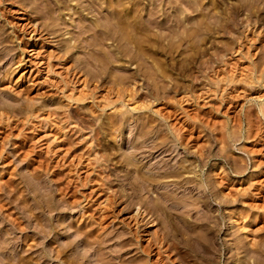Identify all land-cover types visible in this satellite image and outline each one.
<instances>
[{"label":"rangeland","instance_id":"1","mask_svg":"<svg viewBox=\"0 0 264 264\" xmlns=\"http://www.w3.org/2000/svg\"><path fill=\"white\" fill-rule=\"evenodd\" d=\"M41 1L38 0L37 4L40 5ZM107 1L99 0L95 2L98 3L97 5L93 2V6L89 5L88 7L85 6V0H74L73 2L68 0L64 2L63 0L61 2L60 7L61 5L62 7L59 8L60 15L63 16L62 21L70 18L71 14H68L67 6L71 3L76 10L73 11V16L71 15L75 21H73V26L77 24L86 26L88 24L87 27L90 29L94 26L92 31L89 30L86 33L81 32L83 29L79 25L72 27V43L76 47H74L70 57L72 59L68 58L67 60L64 59L66 56L58 52L62 49L60 46L64 44V39L70 36L65 33L66 29H64L65 31L61 30V35L57 33L54 36L56 38L51 39L46 35L45 30L33 31L31 23L27 24L29 20L22 18L25 14L21 11L19 3L17 4L14 0L0 3V37L3 38V43L0 44L3 57L0 59V203L8 202L7 207H11L3 213L2 209L0 210V236L2 237V229L10 228L9 230H12L8 240L11 241L8 254L13 255L14 258L22 255L21 257H26L27 260L34 262L33 264L36 263L37 258L40 257L41 259L42 256L46 255L52 260L43 264H62V261L53 256V248L59 245L57 243L74 241V239L79 241L84 236L82 232L84 227L86 230L94 226L93 229L99 228L97 233H105L103 236H107L110 240L105 242L106 244L104 243L102 247L103 252H108L107 255L110 254L109 252L111 254L118 253L124 256L122 258L132 260H135L137 255H146L141 252L137 246L139 242L135 239L138 235L135 234L136 230H134L136 225L133 215L134 211L136 212L135 205L129 206L128 200H124L125 202L123 200L115 201V194L110 191L112 188L107 190V183H102L100 174L94 171L98 157L97 151L101 150L106 153L107 159H100V162H107V170L110 171L109 174L112 175L111 178L117 189L122 188L120 180L125 175H130V173L131 176L135 175L133 174L135 173L133 166L123 163L127 154L134 152L137 156L134 155L132 160L140 161L142 165L145 164L143 170L146 172H151L150 166L156 161L158 163V160L161 159L167 162L169 166H175L179 163L185 164L187 169L183 171L182 177L191 178L194 180L192 184L198 183L200 187L202 186L201 188L206 187L208 194L198 196L197 194L185 193L183 195L184 193L179 192L176 196L178 195L177 197L181 198L182 202L194 204L196 208H201L199 206L201 204L211 203L213 208L211 214L220 226L214 237L215 245L218 248L214 264H241L238 263L239 258L245 259L248 264H264V114L259 110V107L264 104V2H261L260 5L261 23L257 22V13L254 15V12L252 14L249 10L241 9L236 14L239 22L232 31L213 33L210 40L214 39L220 45L230 43V40L236 39L241 34L246 37L245 45L242 50H216L217 53L215 52L216 54L213 55V62H216H212L215 64V67L212 66L215 73H211L210 78L214 83L206 82V85H200L192 92L186 86L188 84H186V76L182 70L187 64L189 56H192L193 53L191 50L182 49L184 46L179 48L182 51L173 50V52L170 50L171 52H169V50H162L161 47L156 46L154 48L156 43L153 40V43H150L153 46H150L151 40L146 39L148 45L145 42L141 48H145L143 49L145 50L144 53L148 52V56L143 54V57H146V64H144L146 66L144 67L140 60L141 56H138L141 53H139V45L137 46L134 41H131V43L133 42L132 45L130 42L127 45L130 48L123 47L117 38L115 39V36L113 38L105 36L106 39L105 37L103 39L99 35L102 44L89 45L91 47L86 44L95 42L96 35L93 29L95 25L97 26L96 23L99 27V24L101 25L106 21L110 15V7L116 0H112L114 2L109 6H107L109 3ZM122 1H125L124 3L133 1L131 3H134L136 0H120L119 2L122 3ZM167 1L163 0L160 6L164 4L161 7L167 12L169 10L170 13L172 9L165 5ZM137 2L140 3L137 5L138 9L140 10L142 7L144 9L139 11L141 16L138 9L135 10V14L139 15L138 17H143L142 19L137 17V19L145 21L148 18L147 11L149 10L148 5L146 6L147 0H137ZM183 2L181 1L179 6L186 10V2ZM205 2L204 10H207V13L212 11L211 15H213L216 8L213 10L210 0H205ZM62 8L64 9L62 10ZM81 8L86 9L83 11ZM27 9L30 10L29 12L33 11L29 6ZM177 9L174 10L177 11ZM127 11L128 9H123L119 15H122L123 12V15H126ZM3 15L4 17H1ZM39 16L40 19L44 17L41 14ZM162 17L164 15L160 16L158 20L161 21ZM215 18L218 16L216 15ZM41 20L44 22L45 17ZM248 23L253 26L252 31L250 29L246 31ZM57 27H61V24ZM130 28L129 30L132 29ZM152 29L157 28L152 26ZM62 34H66V37H63L65 35ZM41 35L44 37L43 39L40 37ZM57 36L60 42H57ZM233 42L235 47L236 43ZM84 44H86L85 47L82 46ZM58 45L59 47H57ZM95 47H99L100 50H93ZM54 49H56L54 52L58 56L63 55L61 59L56 57V59H53L54 57L50 59L48 54ZM116 53L117 55L114 56ZM46 57L49 59L47 60ZM85 58L89 59L85 60ZM50 62L51 64H49ZM152 64H155L158 69ZM137 65L141 67L139 68ZM190 66H195V62H191ZM148 67L151 68L150 71L152 70L150 73H155L157 76L161 75V71H163L164 76L156 77L148 74L149 77L142 79L143 74L141 72L146 70V76L148 73L146 68ZM165 72L167 73L165 74ZM120 74L121 76H134L135 74L137 78L142 79L140 80L144 87V92L140 91L142 96L136 95V100H133V96L128 95L129 91H126L127 88L131 87L128 86L130 83L125 84L127 79L125 82H120L118 79ZM217 81L218 84H216ZM151 84L153 85L151 86ZM137 105H148V107L133 110L132 107ZM162 114L163 117H161ZM82 116L98 121V125L103 126V128L111 117L110 119L115 120L116 123L115 128L112 129L114 130L111 133L113 135L107 134L108 131L103 129L100 134V147L97 148L92 138V132L86 126L87 124L82 121ZM124 117L127 120H124ZM152 118L154 119L152 120ZM148 119L154 122H150ZM82 122L83 124H81ZM170 128L180 131V136L182 135L183 142L187 146L180 143L182 137L178 139L175 136L176 133H172ZM148 129L151 131L149 132ZM66 132L70 133L69 135L74 141H77L76 144L69 146L68 141L70 140L68 138L70 136L68 134V137L64 136ZM160 134L169 136L166 143L173 150L172 154L160 155L159 152L154 155L148 154L149 147L146 145L151 144L153 139ZM188 169H195L197 172H189ZM17 187L23 193H20ZM24 188L26 189L24 190ZM15 191H18L17 194ZM18 194L21 195L20 197L25 194V198L29 200L28 205L25 204V201L23 203L17 198ZM155 194L157 192L150 190L144 196ZM45 197L46 199H44ZM38 198L40 199L38 200ZM109 198L113 201L109 202ZM179 198L177 199L179 200ZM67 199H70L71 203ZM46 200L49 201L45 203ZM73 200L74 202H72ZM103 202L111 204L108 206V203H104L106 205L104 206ZM113 202L116 203L113 204ZM95 204L96 206H94ZM192 204L191 206H193ZM41 205H44V208H39ZM29 206L30 208H28ZM99 207L104 209L100 211ZM32 211L37 215L39 214L40 218L32 217ZM7 213L13 214L8 216ZM233 213H237L235 219L230 218ZM3 214L7 215L5 219ZM195 215H197L195 212L189 211L177 214L174 218L179 223H185L189 220L192 221L196 217ZM12 219L27 223L26 226L24 225L25 229L20 228V230L18 228L19 230H16ZM39 220L40 222L43 221L44 225L46 224L44 228L50 232H47V236L41 230L38 224ZM47 220L52 221L54 226L57 225V229H54V226ZM89 221L90 224L95 223V221L96 223L88 228L86 225H89ZM155 227L158 225L148 228V233L143 235L141 243L146 245L147 241L145 240L148 237L151 240L152 232L154 233L157 229ZM126 230L129 233L124 237H127V240H132V242L129 241L130 244L121 249L119 244L121 238H118L117 234L121 236V233H125ZM186 237L188 236H177L182 241L181 246L185 244L186 248L192 250L193 247L190 242L185 241ZM255 242H258L259 246ZM81 243L80 241L79 247L75 249L88 251L92 256V258L89 257L91 264H98L97 257L99 258L98 253L100 251L94 252L95 250L91 245L86 246L83 243L81 245ZM154 246L153 249L156 252L157 249ZM118 248L121 250H117ZM38 262L36 264H40Z\"/></svg>","mask_w":264,"mask_h":264},{"label":"bare ground","instance_id":"2","mask_svg":"<svg viewBox=\"0 0 264 264\" xmlns=\"http://www.w3.org/2000/svg\"><path fill=\"white\" fill-rule=\"evenodd\" d=\"M2 1H7V0H2ZM1 1V2H2ZM38 0H14V2H16L17 4L19 3L20 8L22 9L21 11L24 12L25 15L27 16H23V19H27V24L31 23V26L33 27V31L36 32H40L39 30H45V33L48 37H51V39L57 34L61 32V30L66 29L67 36H69V38L64 39V44H60V48L62 47V49H60V53H62L64 56H66L64 59L67 60L68 58H70L72 56L73 53V49L75 46L74 43H72V35L71 34L73 31L72 27L77 26L74 25V20H73V11L74 7L72 6L71 3H69V6H67V11L68 14L70 13V18L68 19L66 17V19L68 20H64L62 21L63 16L60 15V4L63 0H42L40 5L37 4ZM69 2H73L74 0H68ZM86 1V7H88L89 5H92L99 0H85ZM120 0H116L115 3L113 4L114 1H107L109 2L107 4V6H109L110 4L112 5V7H110L111 9L109 10L110 15L108 16V18L106 19L105 22H103L101 25L99 24L98 27V23L97 26L95 25V28L93 29L94 31V35L96 40L95 42H88L86 43L88 46L89 45H100L101 43V39H99V35L103 37H114L115 39L117 38V41L120 43V45L122 44L123 47H129L127 46L128 44L131 43V41H134L137 46L140 48L139 49V55L141 63L143 64L142 66H144V64H146V57H143V54L147 55V53H144L145 49L142 46H144L145 42L148 40L149 45L150 43L155 42L156 45L154 46V48L157 46L158 48L161 47L162 50H169V52H171L170 50H181L179 49L180 47L184 46V48L182 47V49L185 50H191V52L193 53V55L189 56L187 64L184 65L183 68V73L186 76V86L189 87V89L192 90H196L197 88L200 87V85H206L207 83L211 84L210 78H211V73H215L213 67H215L213 63V55L216 54V50H238L243 48V46L245 45V36L243 35H239L237 36L236 39H232V41H234L236 43V46L234 47L232 44V41L230 40V43L224 44V45H220L219 43H217V41L210 40L212 39V35L213 33L216 32H230V30L232 31L233 27L239 22L238 17L236 18V14L237 12H239V10L241 9H246L249 10L250 13L254 15L255 13H257L256 15L258 16V23H261V19H260V5L261 2H264V0H237V1H231V0H210L211 5L213 6V10L216 11L214 12L213 15H211V12L207 13V10L205 11V0H166L167 3L165 5H168L169 9H172V11L169 13L165 11L164 8H162L160 4L162 3L163 0H147V4L146 6L149 7L148 9V18H147V14H146V20L142 21L139 19H142L140 17H138L141 13L139 12L140 10H144L142 8H140V10L138 9L137 5H140V3L137 2V0L134 3H131L133 1H129L127 2L129 5H125L127 3H124L122 1L119 2ZM181 1H185L187 9L183 10V8H181L180 3ZM0 2V3H1ZM43 2V3H42ZM65 2V0H64ZM63 2V4H64ZM94 2V3H93ZM106 2V1H105ZM112 2V3H110ZM39 3V2H38ZM91 3V4H90ZM93 3V4H92ZM131 3V4H130ZM135 3L136 7H135ZM184 3V2H183ZM14 4V3H13ZM81 4V3H80ZM83 4V3H82ZM96 5L98 3H95ZM263 4V3H262ZM18 5V6H19ZM39 5V6H38ZM66 5V4H65ZM94 5V6H96ZM28 6L32 8V12L28 11ZM80 6V5H79ZM99 6H103V5H99ZM106 6V5H105ZM122 6V7H121ZM183 6V5H182ZM17 7V6H16ZM60 7V8H59ZM122 9H121V8ZM165 7V6H164ZM177 7H180L177 9ZM184 7V6H183ZM95 8V7H94ZM166 7V9H168ZM30 9V8H29ZM64 8H62L63 10ZM66 9V7H65ZM82 9V8H81ZM86 9V8H85ZM84 9V10H85ZM106 9V8H105ZM123 11V9H128V11L126 12V15L124 16L123 13L121 14V11ZM136 9H138L139 15H136ZM174 9H177L174 10ZM212 9V8H211ZM83 10V9H82ZM83 10V11H84ZM101 10V9H100ZM176 12H174V11ZM20 11V10H19ZM65 11V10H64ZM78 11V10H77ZM105 11V10H104ZM108 11V9H107ZM209 11V10H208ZM142 12V11H141ZM146 12V13H147ZM34 13V14H33ZM67 13V12H66ZM76 13V12H74ZM100 13V12H99ZM3 14V13H2ZM39 14H41V16L45 17L44 22H42L44 17H42L40 19ZM223 14V16H222ZM225 14V15H224ZM1 15V14H0ZM64 15V14H63ZM66 15V14H65ZM136 15V17H135ZM162 20H158L160 16H163ZM218 16V18H215V16ZM141 16V15H140ZM1 17H4L1 16ZM137 17L139 19H137ZM21 18V19H22ZM65 18V17H64ZM211 18H214L213 20ZM264 20V19H263ZM74 21V22H73ZM249 22V21H248ZM3 23V22H2ZM61 24V27H57L58 25ZM82 24V23H81ZM88 25V24H87ZM86 26H80L81 29H83V31L81 30V32H85L91 30L94 26H92V28L90 29V27ZM262 25V24H261ZM29 26V25H28ZM90 26V25H89ZM102 26V27H101ZM152 26L157 28L155 30L152 29ZM235 26V27H236ZM78 27V26H77ZM97 27V28H96ZM129 27H131L129 30ZM253 26L251 25V23H248L246 25V31L247 30H253L252 28ZM151 29L155 32H151ZM251 30V31H252ZM32 31V32H33ZM65 31V30H64ZM63 31V32H64ZM92 31V30H91ZM166 31V32H165ZM244 31V30H243ZM62 32V33H63ZM80 33V32H79ZM84 33V34H85ZM81 34V33H80ZM1 35V33H0ZM58 35V36H59ZM65 35L63 37H66V34H62ZM82 35V34H81ZM104 35V36H103ZM215 35V34H214ZM238 35V34H237ZM45 36V35H43ZM57 36V38H58ZM94 36H92L94 38ZM42 37V35L40 36ZM74 37V36H73ZM105 37V39H106ZM44 37H42L43 39ZM47 38V37H46ZM56 37H54L53 39H55ZM101 38V37H100ZM232 38V37H230ZM104 39V38H103ZM147 39V40H146ZM49 40V39H48ZM60 39H57V42ZM88 40V39H87ZM86 40V41H87ZM153 40V42H152ZM253 40V39H252ZM53 41V40H52ZM92 41V40H91ZM50 42V41H49ZM75 42V41H74ZM81 42V41H80ZM130 42V43H129ZM220 42V41H219ZM233 42V43H234ZM3 43V38L1 39L0 37V44ZM61 43H62V39H61ZM76 43V42H75ZM133 43V42H132ZM131 43V45H132ZM147 43V42H146ZM247 43V42H246ZM82 45L85 47V45ZM252 44V43H251ZM77 45V44H76ZM148 45V43H147ZM79 46V45H78ZM117 46V45H116ZM153 46V45H150ZM59 47V45L57 46ZM91 47V46H89ZM106 47V46H105ZM136 47V46H135ZM87 48V47H86ZM103 48V47H102ZM119 48V47H118ZM132 48V47H131ZM136 48V49H137ZM51 49V48H50ZM58 49V48H57ZM104 49V48H103ZM56 49L53 50V52H49V57L50 59L52 57H54L53 59H61V57H63V55H57L54 51ZM90 50V48H89ZM93 50H100L99 47ZM102 50V49H101ZM153 50V49H152ZM161 50V49H160ZM2 50H0V59L3 58L1 55ZM51 51V50H50ZM62 51V52H61ZM156 51V50H155ZM158 51V50H157ZM173 51V52H174ZM182 51V50H181ZM97 52V51H96ZM150 52V51H149ZM216 52V53H215ZM24 53V52H23ZM101 53V52H100ZM161 53V52H159ZM59 54V53H58ZM75 54V53H74ZM86 54V52H85ZM96 54V53H95ZM110 54V52H109ZM108 54V55H109ZM167 54V53H166ZM23 55V54H22ZM87 55V54H86ZM98 55V52H97ZM107 55V56H108ZM112 55V54H111ZM110 55V57H112ZM117 53L114 55L116 56ZM158 55V54H157ZM212 55V56H211ZM219 55V54H218ZM134 56V55H133ZM148 56V55H147ZM151 56V55H150ZM48 57V59H49ZM56 57V58H55ZM88 57V56H87ZM91 57V56H90ZM89 57V58H90ZM109 57V56H108ZM135 57V56H134ZM161 57V55H160ZM215 57V56H214ZM89 58H85V60H88ZM119 58V57H118ZM117 58V59H118ZM149 58V57H148ZM153 58V56H152ZM47 59V57H46ZM47 59V60H48ZM72 59V58H70ZM114 59V58H113ZM156 59V58H154ZM64 60V61H65ZM96 60V59H95ZM106 60V59H104ZM119 60V59H118ZM1 61V60H0ZM22 61V60H21ZM117 61V60H116ZM153 61V60H152ZM159 62L161 60H158ZM62 62V61H61ZM86 62V61H85ZM88 62V61H87ZM92 62V61H89ZM98 62V61H97ZM148 62V61H147ZM155 62V61H154ZM153 62V63H154ZM157 62V61H156ZM191 62H195V66H190ZM213 62V63H212ZM60 63V62H59ZM51 64V62L49 63ZM91 64V63H90ZM94 64V63H93ZM98 64H100L98 62ZM139 64V63H138ZM156 64V63H155ZM155 64H152L153 67ZM185 64V63H184ZM218 64V63H216ZM158 66H160L159 64H157ZM98 66V65H97ZM146 66V65H145ZM144 66V67H145ZM150 66V65H149ZM156 66V65H155ZM213 66V67H212ZM106 67V66H105ZM104 67V68H105ZM137 67H139L137 65ZM141 67V66H140ZM139 67V68H140ZM152 67V66H151ZM182 67V65H181ZM102 69V67H99V69ZM97 69V68H96ZM144 69V68H143ZM148 73L145 76V71L143 70L141 72V74H143V78L144 77H149L148 74H152V76L155 75V73H150L152 72V70L150 71V67L146 68ZM149 69V70H148ZM156 69H158V67L156 66ZM216 69V68H215ZM113 70V69H112ZM118 70V68H117ZM141 70V69H140ZM164 70V69H163ZM157 71V70H156ZM161 71V70H160ZM154 72V71H153ZM159 72V71H158ZM158 72H156L158 74ZM130 73V72H129ZM160 73V72H159ZM163 73V74H162ZM167 72H165L166 74ZM217 73V72H216ZM113 74V73H112ZM131 74V73H130ZM129 74V75H130ZM139 74V73H138ZM111 75V73H110ZM114 75V74H113ZM128 75V74H127ZM133 75V74H132ZM119 76V75H118ZM116 76V77H118ZM121 76V74H120ZM119 76V77H120ZM151 76V75H150ZM156 76V75H155ZM162 77L164 76V72L161 71V75H157L156 77ZM118 79L120 80V82H125L127 79V81L129 82H125V84H129L128 86H131L129 88H127L126 91L128 92V95H130L131 97L133 96V100L136 98V95H140L144 92L143 90V83H140V78H137L134 74V76H121V78ZM154 77V78H156ZM147 79V78H146ZM157 79V78H156ZM155 79V80H156ZM259 79V78H258ZM117 80V79H116ZM115 80V81H116ZM159 81V79H158ZM119 82V81H118ZM207 82V83H206ZM155 83V82H154ZM214 83V82H212ZM142 84V85H141ZM150 85V83H148ZM158 84V83H157ZM218 84V81L217 83ZM153 84H151L152 86ZM127 86V85H126ZM177 89V86H175ZM174 87V89H175ZM152 88V87H151ZM152 90V89H151ZM154 90V89H153ZM140 91L142 93H140ZM151 92V91H150ZM154 92V91H153ZM152 92V93H153ZM193 92V91H192ZM151 93V94H152ZM155 93V92H154ZM157 93V92H156ZM145 96V95H144ZM132 99V98H131ZM136 100V99H135ZM152 100V99H151ZM153 102V101H152ZM32 105V104H31ZM148 107V105H137V106H133L132 109L136 110V109H142V108H146ZM29 108V107H28ZM39 108V107H38ZM35 109V108H34ZM259 110L262 112V114H264V104H262L259 107ZM17 112V111H16ZM28 113V112H27ZM158 113V112H157ZM83 115V114H82ZM159 115V114H157ZM85 116V115H84ZM128 116V115H127ZM167 116V115H166ZM165 116V119H166ZM83 117V116H82ZM161 117H163V114L161 115ZM93 118V117H92ZM109 118V117H108ZM111 118V117H110ZM108 119V122H106L105 127L103 128V126L98 125V121H93V119H87L85 117L81 118L83 119L82 121H84V124H87L86 126L90 128L91 132H92V138L95 141V145L98 147H100V134L103 132V129H105V131L107 130V134H111L112 129L115 128V120L113 119ZM120 118V117H119ZM124 120H127L126 117H124ZM130 118V117H129ZM80 119V118H79ZM154 118H152L153 120ZM168 119V118H167ZM150 121V119H148ZM150 121V122H154V121ZM118 122V121H117ZM120 122V121H119ZM74 124V123H73ZM83 124V122L81 123ZM124 124V123H123ZM158 124V123H157ZM84 126V125H82ZM150 126V125H149ZM147 126V127H149ZM152 126V125H151ZM157 126V125H156ZM172 127V126H171ZM82 128V127H81ZM154 128V127H152ZM83 129V128H82ZM172 133H176V137L178 139H181L182 135L180 136V131H176L174 128H170ZM149 130V129H148ZM151 130H149L150 132ZM154 131V130H153ZM70 132V131H69ZM90 132V131H89ZM67 132L64 136L68 137L70 136L68 134L67 136ZM166 134V133H165ZM113 134H111L112 136ZM6 136V135H5ZM169 139L168 135H159L157 136L155 139H153L154 141L149 144L146 145V147H149L148 151L150 155H154L156 154V152H159L158 154H165V155H169L172 154L173 150L168 146V144L166 143ZM69 142V146H72L74 144H76L74 141V139L71 138V136L68 138ZM183 137H182V142H180L181 144H185V142H183ZM143 145V144H142ZM141 145V146H142ZM138 147V145H136ZM140 146V145H139ZM187 146V145H186ZM86 147V146H85ZM145 147V146H144ZM70 148V147H69ZM95 148V147H94ZM136 149V148H135ZM138 149V148H137ZM146 150V149H145ZM171 153H168L170 152ZM96 152V151H95ZM200 152V151H199ZM143 153V152H142ZM203 153V152H202ZM85 154V153H84ZM98 157L96 158V166L95 168V172L100 174L99 177H101V179L103 180L102 183H107L106 185H108V189L110 190L111 188V192L115 194H113V196L115 197V201L117 200H128V205H135L136 208V212L134 211V218H135V234L137 235V241L140 243H138L137 246H139V248L141 249L142 253H145L146 255H137V257L135 258V260L132 259H128V258H122L123 255L121 254H111V252H109L110 254L107 255V251L103 252L104 249H102L103 244L105 242H107L109 240V238L107 236H103L105 233H97V229L96 228H92L94 226H92L93 224L95 225V223L90 224L89 221V225L88 228L90 229H86V227H84V231H82L84 233L83 238H81V240L79 239V241L76 239H74V241H68L65 242L62 241L59 244L58 247H54V255L55 258L59 259L60 261H62V264H91L92 262L90 261L91 259H89V257L92 258V256H90V253L88 251H78L75 248H78L80 241L87 245H91L92 248L95 250L94 252H102L98 253L99 258L97 257V261L98 264H134L135 262H138L137 264H146L147 262H149L148 264H214L215 263V259L216 258V254L218 251L217 246L215 245V240L214 237L216 236L217 232L219 231V225L218 223L213 219V216L211 214V210L213 209L211 206V203L209 204H201L199 205L201 208H196V206L194 207V204L190 203H185L182 202L181 198L177 197L176 194H178L179 192L184 193L183 195H185V193L187 194H197L198 196H204L207 195V189L205 188H201L198 183L192 184V182L194 180H192L191 178H183V171L185 169H187V166L183 163H179L178 165H171L169 166L167 164V162H164V160H158L159 162L155 164H152L151 172H146L143 170L144 165H142L140 163V161L136 162L135 160H132V157L135 155V153H131V154H127L124 159H123V163H125L126 165H132L133 166V170L135 173L134 176H131L128 174L127 176L125 175L124 178H122L121 183H122V188L117 189L115 187V184L113 183V179L111 178V174H109L108 170H107V162L106 163H102L100 162V159L106 160L107 156L106 153L102 152L101 150L97 151ZM110 154V153H109ZM141 154V153H140ZM96 155V154H95ZM137 156V155H135ZM134 156V157H135ZM149 156V155H148ZM159 156V155H158ZM96 157V156H95ZM155 157V156H154ZM162 158V157H161ZM164 158V157H163ZM162 163H161V162ZM169 163V162H168ZM89 164V163H88ZM95 165V164H93ZM197 166V165H196ZM195 166V168H196ZM111 169V168H110ZM189 172H194L196 173L197 171H195V169H188ZM93 171V170H92ZM216 173V172H215ZM97 174V176H98ZM215 175V174H214ZM98 177V178H99ZM116 177V176H115ZM170 178V179H168ZM173 178V179H172ZM97 179V178H96ZM100 179V181H101ZM118 179V178H116ZM166 179V180H165ZM115 180V179H114ZM173 180V181H172ZM99 181V182H100ZM85 182V181H84ZM7 183V182H6ZM217 183V182H216ZM4 184V183H3ZM14 184V183H13ZM11 185V184H10ZM16 185V184H15ZM99 185V184H98ZM104 186V185H103ZM121 186V185H120ZM119 186V187H120ZM14 187V186H12ZM16 187V186H15ZM19 187V186H18ZM17 187V188H18ZM22 187V186H20ZM26 187V186H25ZM16 188V189H17ZM23 188V187H22ZM62 188V187H61ZM102 188V187H101ZM105 189V187H103ZM110 188V189H109ZM215 188V186H214ZM3 189V188H2ZM15 189V190H16ZM20 188H18L19 190ZM26 188H24L25 190ZM94 189V188H93ZM210 189V188H209ZM14 191V189H12ZM29 190V189H28ZM61 190V189H60ZM106 190V191H107ZM150 190L157 192V194L155 195H149V196H144L145 193H148V191L150 192ZM221 190V189H219ZM20 191V190H19ZM33 191V190H32ZM69 191V190H68ZM212 191V189H211ZM222 191V190H221ZM16 192V191H15ZM18 192V191H17ZM16 192V194H17ZM25 192V191H24ZM65 192V191H64ZM93 192V191H92ZM14 193V192H13ZM20 193H23L22 191H20ZM60 193V192H59ZM153 193V192H152ZM213 193V192H212ZM15 194V193H14ZM215 194V193H213ZM5 195V194H4ZM11 195V194H10ZM25 195V194H24ZM23 195V197H20L19 194L17 195L18 199L23 202L25 201V204L28 205L29 200L25 198V196ZM34 195V194H33ZM92 195V194H91ZM216 195V194H215ZM218 195V194H217ZM46 196V195H45ZM101 196V195H100ZM189 196V195H188ZM16 197V196H15ZM66 197V196H65ZM94 197V196H93ZM103 197V196H102ZM108 197V195H107ZM113 197V198H114ZM191 197V196H190ZM37 198V196H36ZM100 198V197H99ZM112 198V197H111ZM109 198V202L113 201V199ZM179 198V200L177 199ZM183 198V197H182ZM189 198V197H188ZM15 199V198H14ZM13 199V200H14ZM34 199V198H33ZM40 198H38L39 200ZM46 199V197L44 198ZM95 199V198H94ZM106 199V197H105ZM104 199V200H105ZM7 200V199H6ZM68 200V199H67ZM70 200V199H69ZM68 200V201H69ZM88 200V199H87ZM108 200V198H107ZM106 200V201H107ZM181 200V201H180ZM43 201V200H42ZM41 201V202H42ZM49 201V200H48ZM47 200L44 201L45 203L48 202ZM124 201V202H125ZM2 202V201H1ZM28 202V203H27ZM37 203V201H35ZM70 202V201H69ZM74 202V200L72 201ZM99 202V201H98ZM225 202V201H224ZM10 203V202H9ZM24 203V202H23ZM71 203V202H70ZM97 203V201H96ZM102 203V202H101ZM105 202H103L104 204ZM108 203V202H106ZM105 203V204H106ZM116 202H113V204ZM81 204V203H80ZM89 204V203H88ZM104 204V206H106ZM111 203H108V206ZM112 204V205H113ZM191 204L193 206H191ZM39 205V204H38ZM51 205V204H50ZM92 205V204H91ZM98 205V204H97ZM101 205V204H100ZM197 205V204H196ZM8 206V202L6 203H0V210L2 209V213L9 210V208H11L10 206ZM49 206V204H48ZM85 206V205H84ZM96 206V204L94 205ZM103 206V207H104ZM114 206V205H113ZM112 206V207H113ZM38 207V206H37ZM46 207V206H45ZM92 207V206H91ZM30 208V206L28 207ZM39 208H44V205L40 206ZM48 208V207H46ZM93 208V207H92ZM105 208V207H104ZM102 208V209H104ZM108 208V207H107ZM130 208V207H129ZM87 209V208H86ZM90 209V208H89ZM99 209H101L99 207ZM102 209L100 211H102ZM114 209V207H113ZM12 210V209H10ZM31 210V209H30ZM105 210H107L105 208ZM35 211V210H34ZM34 211H32L31 213L33 214L32 217H35L36 219H38V217L40 218V215L38 216ZM45 211V210H44ZM111 211H113L111 209ZM189 211H193L195 212L194 219L192 221H186L185 223H179L176 218H174V216H177V214H183L185 212H189ZM10 212V211H8ZM40 212V211H39ZM109 212V211H108ZM114 212V211H113ZM112 212V213H113ZM116 212V211H115ZM98 213V212H97ZM100 213V212H99ZM102 213V212H101ZM111 213V214H112ZM13 214V213H10ZM10 214L7 213L8 216H11ZM110 214V213H109ZM189 214V213H188ZM237 213H233L230 218L235 219ZM4 215V214H3ZM7 215L4 217V219L7 217ZM47 216V215H46ZM101 216V215H100ZM51 217V216H50ZM89 217V216H88ZM107 217V216H106ZM17 218V217H16ZM103 218V217H102ZM115 218V217H114ZM119 218V217H118ZM3 219V220H4ZM48 219V217H47ZM80 219V218H79ZM91 219V218H90ZM94 219V218H92ZM100 219V217H99ZM131 219V218H130ZM13 220V219H12ZM16 219L13 220V225L14 228H16V230L19 228L21 229H25L24 225L26 226L27 223H24V221H15ZM89 220V219H88ZM95 220V219H94ZM103 220V219H102ZM101 220V221H102ZM134 220V219H133ZM10 221V220H9ZM26 221V220H25ZM77 222V220H75ZM79 221V220H78ZM98 221V220H97ZM124 221V220H123ZM126 221V220H125ZM184 221V220H182ZM237 221V220H236ZM1 222V221H0ZM27 222V221H26ZM43 222V221H42ZM42 222H38V224L41 227V230L45 233V236L48 235V233H50L48 230H46L44 227H46V224L44 225ZM47 222H49L50 224H52L50 220H47ZM46 222V223H47ZM100 222V220H99ZM54 223V222H53ZM78 223V222H77ZM162 223V224H161ZM213 223V224H211ZM238 223V222H237ZM87 224V223H86ZM102 224V223H101ZM245 224V223H243ZM38 225V226H39ZM49 225V224H48ZM53 225V224H52ZM61 225V224H59ZM68 225V224H67ZM91 225V226H90ZM129 225V223H128ZM155 227L157 228L155 230V232H152V238L151 240H149V237L147 240V244L145 245L144 243H141V239L143 238V235H147V231L148 228L152 227V226H157ZM54 226V225H53ZM52 226V227H53ZM69 226V225H68ZM85 226V225H84ZM90 226V227H89ZM130 226V225H129ZM6 227V226H5ZM59 227V226H58ZM96 227V226H95ZM100 227V226H99ZM114 227V226H113ZM246 227V226H245ZM73 228V227H72ZM78 228V227H77ZM154 228V227H153ZM10 229V228H9ZM9 229H2V239L0 241V260L2 261V263L0 264H31L32 262L30 260H27L26 257H18V258H14L12 257L13 255L8 254V249L10 248V242L9 240V235L11 234V231ZM12 229V228H11ZM18 229V230H19ZM20 229V230H21ZM49 229V228H48ZM54 229H57V225L54 226ZM80 229V228H79ZM125 229V228H124ZM129 230V228H127ZM22 230V231H23ZM69 230V229H68ZM134 230H131L132 232ZM153 230V229H152ZM15 231V230H14ZM40 231V230H39ZM51 231V229H50ZM55 231V230H54ZM106 231V230H105ZM117 231V230H116ZM130 231V232H131ZM154 231V230H153ZM48 232V233H47ZM100 232V231H98ZM14 233V232H13ZM97 233V234H96ZM111 233V232H110ZM129 233V231H125V233H121V236H118V238H121L119 244H120V248L122 249L124 246H126L127 244H130V242H132V240H127L126 234ZM143 233V234H142ZM150 234V233H149ZM185 236L187 235L188 237L185 238V241H189L190 245H192L193 249L189 250L188 248H186L185 244L184 246H181L182 241H180L177 236ZM43 236V235H42ZM80 237V236H79ZM27 238V237H25ZM111 238V237H110ZM78 239V238H77ZM112 239V238H111ZM130 239V238H129ZM183 239V238H182ZM27 240V239H26ZM33 240V239H32ZM31 240V241H32ZM35 240V239H34ZM134 240V239H133ZM110 241V240H109ZM135 241V240H134ZM135 241V242H137ZM257 241V240H256ZM29 242V241H28ZM27 242V244H28ZM143 242V241H142ZM81 243V245H83ZM146 243V242H145ZM187 243V242H186ZM31 244V243H30ZM106 244V243H105ZM246 244V243H245ZM254 244V243H253ZM255 244H258V242H255ZM254 244V245H255ZM134 245V243H133ZM155 245V246H154ZM240 245V244H239ZM243 245V244H242ZM90 246V247H91ZM105 246V245H104ZM153 246L156 247V252L155 249H153ZM241 246V245H240ZM14 247V246H13ZM28 247V246H27ZM51 247V246H50ZM53 247V246H52ZM242 247V246H241ZM256 247V246H255ZM25 248V247H24ZM88 248V247H87ZM238 248V246H237ZM91 249V248H90ZM121 249H117V250H121ZM125 249V248H124ZM127 249V247H126ZM258 249H260L258 247ZM23 250V249H22ZM80 250V249H79ZM88 250V249H87ZM129 250V249H128ZM127 250V251H128ZM257 252V249H255ZM25 251V249H24ZM70 251V252H69ZM116 251V249H115ZM114 251V252H115ZM248 251V250H247ZM48 252V251H47ZM50 252V251H49ZM52 252V251H51ZM129 252V251H128ZM132 252V251H131ZM253 252V251H252ZM255 252V251H254ZM126 253V252H124ZM140 253V252H139ZM97 254V253H96ZM254 254V253H252ZM251 254V255H252ZM258 254V253H257ZM11 255V256H10ZM51 255V254H49ZM110 255L113 256V258L110 257ZM11 258H10V257ZM16 256V255H15ZM28 256V255H27ZM38 256V255H37ZM52 256V257H53ZM96 256V255H95ZM126 256V255H125ZM134 256V255H133ZM146 256V258L144 257ZM124 257V256H123ZM135 257V256H134ZM5 258V259H4ZM8 258V259H7ZM43 258V259H42ZM36 259V258H35ZM57 259V260H58ZM4 260V261H3ZM7 260V261H5ZM40 260V262H38ZM52 259L48 258L46 255L42 256L41 259L40 257L36 259V263H47L48 261H50ZM0 261V262H1ZM96 261V260H95ZM94 262V261H93ZM248 261H246L245 259H238V263L241 264H248ZM34 263V262H33ZM32 263V264H33ZM35 263V264H36ZM51 263V262H50Z\"/></svg>","mask_w":264,"mask_h":264}]
</instances>
